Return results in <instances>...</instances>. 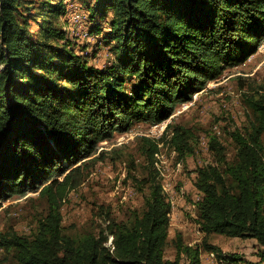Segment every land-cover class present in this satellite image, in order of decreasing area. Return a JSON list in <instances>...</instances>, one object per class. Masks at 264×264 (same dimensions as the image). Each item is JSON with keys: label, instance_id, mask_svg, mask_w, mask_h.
I'll use <instances>...</instances> for the list:
<instances>
[{"label": "trees", "instance_id": "16d2710c", "mask_svg": "<svg viewBox=\"0 0 264 264\" xmlns=\"http://www.w3.org/2000/svg\"><path fill=\"white\" fill-rule=\"evenodd\" d=\"M84 2L91 29L108 19L104 41L113 59L103 67L71 47L59 23L64 0H0V200L34 192L46 203L31 237L0 231V248L12 249L17 264H199L202 251L218 264H239L241 256L208 241L216 233L255 239L258 260L247 264H264V83H241L249 113L229 132L231 159L209 137L214 162L198 167L194 182L202 194L195 203L199 243H185L178 232L168 237L170 203L156 170L139 180L148 189L142 209L126 221L108 212L107 232L69 236L61 212L102 157L97 144L134 122L168 118L178 102L258 50L264 0ZM192 134L173 122L161 138L181 158L194 150ZM143 140L153 166L159 144ZM168 245L174 258L165 256Z\"/></svg>", "mask_w": 264, "mask_h": 264}, {"label": "rangeland", "instance_id": "374dc122", "mask_svg": "<svg viewBox=\"0 0 264 264\" xmlns=\"http://www.w3.org/2000/svg\"><path fill=\"white\" fill-rule=\"evenodd\" d=\"M64 1L68 9L59 23L66 24L62 30L66 32L71 47L76 53L87 55L93 65L103 67L110 64L113 54L110 44L104 41L108 19L101 21L99 30H93L86 13V0ZM244 82L248 86L264 83V39L258 50L243 63L227 67L217 79L208 82L202 91L197 92L193 100L183 101H187V105H182L183 102L175 105L176 114L167 121L192 130V153L178 158L166 142L167 137L163 140L160 137V126L155 129L153 124L142 121L134 122L126 132H114L110 139L97 144V153L103 151L102 157L89 166L84 181L70 191L63 201V232L76 239L98 233L101 229L107 232L108 212L115 220L126 221L134 211L143 207V198L148 189L143 187L141 190L139 180L149 171L156 170L163 193L170 203L168 237L172 238L178 232L185 243H199L204 233L195 219V203L202 196L194 185L196 169L214 162L208 147L211 135L217 136L226 147L228 157H233L235 149L229 132L235 126L242 127L249 113L240 92L241 83ZM143 137L157 139L159 144L153 166L144 155ZM45 210L46 203L37 197V193H13L9 198L0 200V231L13 230L31 237L37 231V218ZM111 241L110 235L107 245ZM208 241L226 253L241 256L239 264L256 262L261 249L253 238L211 233ZM165 256L175 257L172 245L166 247ZM199 259V264H218L209 251H202ZM0 264H17L12 249L0 248Z\"/></svg>", "mask_w": 264, "mask_h": 264}, {"label": "bare ground", "instance_id": "6f19581e", "mask_svg": "<svg viewBox=\"0 0 264 264\" xmlns=\"http://www.w3.org/2000/svg\"><path fill=\"white\" fill-rule=\"evenodd\" d=\"M86 14V13H85ZM83 16V15H82ZM87 16V15H86ZM81 17V16H80ZM84 20V19H83ZM78 21V20H77ZM73 22V21H72ZM84 25V24H83ZM70 28V27H69ZM196 94H197V92L196 93H194L193 95H192V98L194 97L195 98V96H196ZM191 98V99H192ZM190 99V100H191ZM188 100V99H187ZM193 100V99H192ZM189 101V100H188ZM187 103V101L186 102H183L182 103V105H185ZM187 105V104H186ZM184 107V106H183ZM174 113H176V111H174L168 118H166V119H164V120H162V121H160V122H163V124L162 125H155V124H157V123H153V125H155L154 126V128L156 129V127H158V126H160V130H159V134L160 135H162L163 134V132H164V130H165V128H166V126H167V124L168 123H170L169 121H167L171 116H173V114ZM174 119V118H173ZM160 122H158V123H160ZM168 122V123H167ZM167 123V124H166ZM139 126V125H138ZM155 132H157V131H155ZM155 134V133H154ZM150 135V134H149ZM152 135V134H151ZM159 135V136H160ZM158 137V136H157ZM161 137V136H160ZM159 137V138H160ZM150 138V137H149ZM155 138V137H154ZM152 139V138H151ZM157 140V139H156ZM103 220V219H102ZM106 226V225H105ZM232 264V263H231Z\"/></svg>", "mask_w": 264, "mask_h": 264}, {"label": "built area", "instance_id": "2783aa9c", "mask_svg": "<svg viewBox=\"0 0 264 264\" xmlns=\"http://www.w3.org/2000/svg\"><path fill=\"white\" fill-rule=\"evenodd\" d=\"M174 114H176V113H174ZM173 114V115H174ZM163 124V122H160V123H157V124H155V125H162ZM155 125H153V126H155Z\"/></svg>", "mask_w": 264, "mask_h": 264}, {"label": "crops", "instance_id": "0c3cea01", "mask_svg": "<svg viewBox=\"0 0 264 264\" xmlns=\"http://www.w3.org/2000/svg\"><path fill=\"white\" fill-rule=\"evenodd\" d=\"M91 63V62H90Z\"/></svg>", "mask_w": 264, "mask_h": 264}]
</instances>
